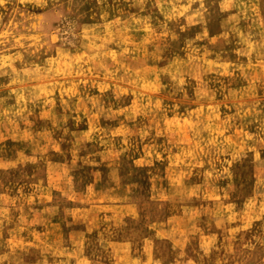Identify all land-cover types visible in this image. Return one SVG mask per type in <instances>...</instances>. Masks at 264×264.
Returning <instances> with one entry per match:
<instances>
[{
	"label": "rangeland",
	"instance_id": "rangeland-1",
	"mask_svg": "<svg viewBox=\"0 0 264 264\" xmlns=\"http://www.w3.org/2000/svg\"><path fill=\"white\" fill-rule=\"evenodd\" d=\"M0 264H264V0H0Z\"/></svg>",
	"mask_w": 264,
	"mask_h": 264
}]
</instances>
